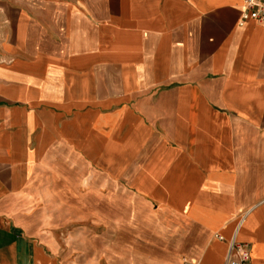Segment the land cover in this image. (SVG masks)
<instances>
[{"label":"crops","instance_id":"0c3cea01","mask_svg":"<svg viewBox=\"0 0 264 264\" xmlns=\"http://www.w3.org/2000/svg\"><path fill=\"white\" fill-rule=\"evenodd\" d=\"M242 4L0 0V264H92L73 229L99 208L165 219L157 264H226L233 240L264 264V26Z\"/></svg>","mask_w":264,"mask_h":264},{"label":"rangeland","instance_id":"374dc122","mask_svg":"<svg viewBox=\"0 0 264 264\" xmlns=\"http://www.w3.org/2000/svg\"><path fill=\"white\" fill-rule=\"evenodd\" d=\"M102 209H95V222H79L73 230L78 233L80 249L87 250L92 264H148L174 262L165 253L171 241L166 239L168 226L165 219L150 221L143 218L136 228L129 225L126 231L118 228L117 224H107L103 220ZM80 214V212H79ZM78 216V219L82 218ZM110 219H117V211L110 214ZM149 220V221H148ZM123 226V225H122ZM72 227V226H71ZM122 259V260H121Z\"/></svg>","mask_w":264,"mask_h":264},{"label":"built area","instance_id":"2783aa9c","mask_svg":"<svg viewBox=\"0 0 264 264\" xmlns=\"http://www.w3.org/2000/svg\"><path fill=\"white\" fill-rule=\"evenodd\" d=\"M254 23L264 26V0H243L240 26ZM220 240H223L219 237ZM251 260L250 247L247 244L231 241L226 254V264H249Z\"/></svg>","mask_w":264,"mask_h":264}]
</instances>
